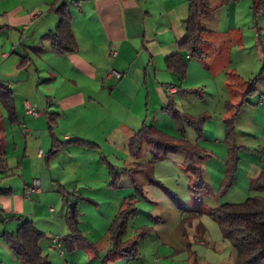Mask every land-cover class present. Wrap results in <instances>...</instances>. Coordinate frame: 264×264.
I'll return each instance as SVG.
<instances>
[{"label": "crops", "instance_id": "0c3cea01", "mask_svg": "<svg viewBox=\"0 0 264 264\" xmlns=\"http://www.w3.org/2000/svg\"><path fill=\"white\" fill-rule=\"evenodd\" d=\"M63 2L72 18L78 50L60 56L41 40L57 24L54 0H0V26L5 27L0 33L11 32L18 48L13 56L12 51H0V70L14 78L7 83L18 117V123L11 124L0 109V190L10 192L0 194V218L13 215L33 222L44 234L39 246L50 264H103L101 258L110 245L104 252L96 250L97 238L84 230L81 206L100 211L103 205L106 234L105 226L122 208L123 199L133 193L126 194L120 185L109 186L108 168L101 158L115 163L118 172L121 164V170L129 169L132 160H128L126 141L142 124L173 133L174 127L169 129L175 125L165 112L170 99L180 112L192 116L211 115L213 105L221 101L236 106L246 81L257 74L264 58L256 44V30H264L259 27L264 23L258 18L254 22L251 0L227 5L211 0L210 16L203 20L210 30L202 45L206 57L199 62L187 55L186 76L178 82L166 70L164 59L177 51L185 37L187 0ZM259 35L262 44L264 32ZM235 53L238 57L234 58ZM246 56L252 62L247 63ZM24 57L27 60L21 64ZM110 71L120 77L108 78ZM260 90L264 93V87ZM201 102L209 105L201 107ZM28 104L35 106L37 115L27 113ZM222 110V117L227 116ZM215 126V122L210 127L206 124V141L219 144ZM72 140L92 143L98 149L68 143ZM260 163L250 165L249 179L257 176L264 161ZM34 180L40 192L32 191ZM136 180L146 200L148 192L143 189L149 183L141 176ZM69 201L75 202L79 227L93 250L74 243L72 251H67L59 242L67 233ZM19 225L16 220L0 222V240L5 231L14 232ZM3 246L0 264H21ZM116 256L104 264H118Z\"/></svg>", "mask_w": 264, "mask_h": 264}, {"label": "trees", "instance_id": "16d2710c", "mask_svg": "<svg viewBox=\"0 0 264 264\" xmlns=\"http://www.w3.org/2000/svg\"><path fill=\"white\" fill-rule=\"evenodd\" d=\"M234 1L237 0H221V3L222 5H227L229 2ZM54 2L55 6L52 10L57 16V24L54 31L44 35L41 40L47 42L51 51L56 55L74 54L78 50V43L72 32V18L63 0H54ZM210 3L211 0H187L188 14L183 22L185 37L179 42L177 51L164 59L166 70L175 75L178 82H182L186 76L187 58L203 62L206 57L202 45L210 30L204 26L203 20L210 16ZM251 11L255 22L257 15L264 13V0H251ZM4 28L0 26V31ZM256 31V44L260 48L262 57H264V46L261 44L259 29ZM187 55L188 57L186 58ZM26 60L27 57L22 58L21 64L26 62ZM260 86L264 87V58H262L257 74L246 81V86L240 95L237 105L235 106L230 102H225L224 105L227 116L223 117L222 120L223 141L229 148V153L225 166V178L220 188H218L220 192H223L231 185L239 161L236 154L237 147L235 145L234 131L236 117L242 106L255 96ZM0 109L6 112L11 124L18 123L12 91L7 82H0ZM165 112L181 135L184 134L186 128H190L196 133V140L190 142L184 136L182 138L170 137L155 127L145 124H142L140 129L131 135L128 139L126 152L128 158L132 160V167L123 169L122 172L131 174L135 192L132 196L123 199L122 208L107 229L110 248L105 257L101 258L103 264L113 255H120L128 259H136L139 256L138 240L143 239V236L150 229L146 227L139 228L132 238L123 240L127 232L128 220L137 216L136 203L139 198H144L142 189L134 175L151 170L148 176L145 177L149 179L153 177L151 175L152 169L159 160V157L156 156L158 148H163L164 152L172 151L183 154L181 171L189 178L190 187L188 190L194 197L199 193L196 188L198 184L202 183L203 176V170L199 162L208 155L204 149L199 147L198 143L204 139V128L210 116L206 113L192 116L185 112H180L175 102L171 99L168 100ZM50 120L53 121V117H50ZM68 143H76L80 147L98 149L94 144L82 140H72ZM144 144L148 145L150 155V159L145 163L139 160ZM101 161L108 168L109 186L118 188L121 173L104 158H101ZM1 164L2 161L0 159ZM203 184L204 189H206L207 185L204 182ZM249 190L256 193V195L248 197L242 203L224 204L212 208L209 211V216L218 225L223 238L233 247L235 264H264V165H262L257 176L250 178ZM9 193V190H0V194L8 195ZM76 216L77 211L75 208L73 215H71L69 210L67 211L65 218L67 233L59 239V242L67 251H72L74 243H82L92 249V243L79 229ZM10 220H16L20 225L14 232L5 231L2 239L4 244L12 251L14 257L21 264H50L42 254L39 246L44 234L36 229L33 222L23 219L21 216L11 215L0 218L1 223ZM189 264H199L194 252L190 254Z\"/></svg>", "mask_w": 264, "mask_h": 264}, {"label": "rangeland", "instance_id": "374dc122", "mask_svg": "<svg viewBox=\"0 0 264 264\" xmlns=\"http://www.w3.org/2000/svg\"><path fill=\"white\" fill-rule=\"evenodd\" d=\"M257 16L256 19L258 18L260 23H264V13ZM255 22L258 23L257 20ZM259 27L264 28V25ZM259 32H264V30L259 28ZM262 42H264V38H262ZM15 44V38L11 32L9 34L8 32L0 33V51L8 53L12 51L13 56V51L18 49ZM221 55L224 57L225 53ZM233 56L234 58L238 57V53ZM245 61L250 63L252 59L246 56ZM4 74L0 70V82L14 80L11 78L12 76L7 75L9 73ZM260 89L261 86L255 96L251 98L252 102L245 104L246 106L240 110L236 117L234 131L236 154L239 161L233 181L226 190L223 192L218 190L225 178V166L229 153V148L223 141L222 126V108L226 101L213 105L214 109L206 123L208 127L211 126V122L216 123L215 136H218L219 144L206 141L205 131L204 139L198 143L208 156L199 160L200 162L198 161L202 167L203 176L202 183L197 185L196 190L199 193L195 197L188 190L190 187L188 176L181 171L183 162L181 152H164L163 148H158L156 156L159 157V160L152 169L153 177L151 179L145 177L151 170L134 175V178L138 179L141 176L146 183H149L143 189L148 192V197L146 200L139 198L136 203L137 216L128 220L127 232L123 240L132 238L139 228L146 227L150 231L143 236V239L138 240L139 256L135 260H128L117 255L118 264H189L191 252L195 253L199 264H235L233 247L223 238L218 225L209 216V211L224 204L242 203L248 197L256 195L249 190L250 179L247 177V173L251 172V164L260 165V162L264 161V93H261ZM203 105L208 106L209 102H201L200 106L203 107ZM194 106L198 107V103ZM173 127L174 132L167 133L168 136L174 138L184 136L190 142L196 140V133L192 129H186L181 135L176 126L172 124L169 131H172ZM149 159V147L144 144L139 160L144 162ZM128 160L130 161V158ZM119 166L118 170L122 172L121 169L124 165ZM157 182L158 184H156ZM203 182L207 185L206 189H204ZM119 184L120 187H124L126 194H134L135 188L131 185V176L126 172L121 174ZM99 198L100 200L105 199L104 197ZM80 201L82 200L80 199ZM70 203L75 202L69 201L68 205L66 204L67 211ZM81 207L84 213V230L91 232L93 238H97L94 239L97 241L96 250L104 252L109 244L108 238L105 237L107 232L105 234L103 205L100 206V211L86 204ZM76 219L79 222L78 215ZM105 228L108 229V226ZM79 229L84 235L82 229L80 227ZM0 245L4 247L2 240H0ZM154 258L160 259L161 262H153Z\"/></svg>", "mask_w": 264, "mask_h": 264}, {"label": "built area", "instance_id": "2783aa9c", "mask_svg": "<svg viewBox=\"0 0 264 264\" xmlns=\"http://www.w3.org/2000/svg\"><path fill=\"white\" fill-rule=\"evenodd\" d=\"M113 55L114 54H112V56ZM2 56H5V55H2ZM107 77L108 78H110V77L119 78L120 75L118 73H115L113 71H110L108 73V76ZM26 108H27L26 110H27V113L28 114H30V115H37L38 114L37 111H36V109H35V106L34 105L28 104L26 106ZM31 189H32L33 192H40V184H39V182L37 180L32 181V183H31ZM56 240H58V238H56Z\"/></svg>", "mask_w": 264, "mask_h": 264}, {"label": "water", "instance_id": "95a60500", "mask_svg": "<svg viewBox=\"0 0 264 264\" xmlns=\"http://www.w3.org/2000/svg\"><path fill=\"white\" fill-rule=\"evenodd\" d=\"M69 208H70V213H71V215H73V213H74V208H75V203H70Z\"/></svg>", "mask_w": 264, "mask_h": 264}]
</instances>
